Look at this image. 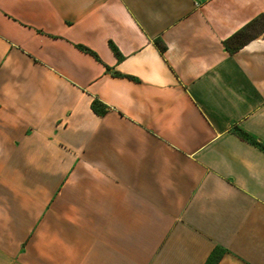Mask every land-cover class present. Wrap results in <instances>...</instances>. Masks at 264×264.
<instances>
[{"label": "crops", "instance_id": "crops-1", "mask_svg": "<svg viewBox=\"0 0 264 264\" xmlns=\"http://www.w3.org/2000/svg\"><path fill=\"white\" fill-rule=\"evenodd\" d=\"M262 16L0 0V264H264Z\"/></svg>", "mask_w": 264, "mask_h": 264}, {"label": "trees", "instance_id": "trees-1", "mask_svg": "<svg viewBox=\"0 0 264 264\" xmlns=\"http://www.w3.org/2000/svg\"><path fill=\"white\" fill-rule=\"evenodd\" d=\"M263 33H264V16L254 20L246 27H244L241 31L236 33L231 38H229L225 42V47L229 51V53L234 54L237 51H239L241 48H243L245 45H247L249 42L262 35ZM114 51L116 52V54H118V51L115 48ZM93 110L97 114L104 113L103 105L98 102H95L93 104ZM239 136L243 139H246L248 137V135L243 131H240Z\"/></svg>", "mask_w": 264, "mask_h": 264}]
</instances>
